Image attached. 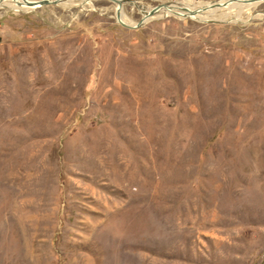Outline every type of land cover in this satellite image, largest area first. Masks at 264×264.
Returning a JSON list of instances; mask_svg holds the SVG:
<instances>
[{"label": "rangeland", "instance_id": "obj_1", "mask_svg": "<svg viewBox=\"0 0 264 264\" xmlns=\"http://www.w3.org/2000/svg\"><path fill=\"white\" fill-rule=\"evenodd\" d=\"M3 3L0 264H264V1Z\"/></svg>", "mask_w": 264, "mask_h": 264}, {"label": "bare ground", "instance_id": "obj_2", "mask_svg": "<svg viewBox=\"0 0 264 264\" xmlns=\"http://www.w3.org/2000/svg\"><path fill=\"white\" fill-rule=\"evenodd\" d=\"M4 3L3 5L8 7V6H16V7H23V8H34L37 7L36 5H32L29 2H32L31 0H3ZM82 2H86L88 0H81ZM115 3H117V7H116V12L118 15V18L120 21L125 22L126 24H130L129 22L124 21V19H122L121 15H120V7L122 5V3L120 2V0H113ZM224 2H213V3H207L206 5L202 6V3H198L196 4H191V3H166L165 5L159 6L158 8H156L154 15L158 16L161 14H165V13H174L176 14V12L178 11V13L180 12L183 15H187L190 14V16H197V17H202V16H212L213 13L218 12L223 14L224 16H227L229 14H233L234 11H232V8H248L250 5H245L246 2H259L261 0H223ZM235 2V3H234ZM241 2L243 4H241ZM2 4V3H1ZM252 5V4H251ZM158 6V5H157ZM156 6V7H157ZM196 6H198L196 8ZM235 9V10H236ZM249 9V8H248ZM200 10V11H198ZM152 13V14H153ZM179 13V14H180ZM133 24V23H131Z\"/></svg>", "mask_w": 264, "mask_h": 264}, {"label": "water", "instance_id": "obj_3", "mask_svg": "<svg viewBox=\"0 0 264 264\" xmlns=\"http://www.w3.org/2000/svg\"><path fill=\"white\" fill-rule=\"evenodd\" d=\"M32 2H29L30 4L32 5H36V6H40V5H48V4H56V3H60L61 1L63 0H31ZM113 1V0H112ZM261 1H264V0H261ZM156 10V6L152 7L151 9H149L146 13V16H143L139 21H137L135 24H126L125 22L123 21H120L119 18H118V15L117 13H115V19L116 21L126 27V28H133V27H136V26H139L142 24V22L149 16L152 15L153 12H155Z\"/></svg>", "mask_w": 264, "mask_h": 264}]
</instances>
